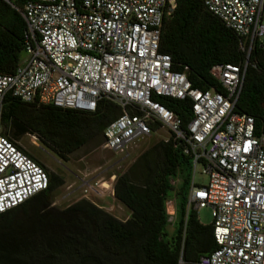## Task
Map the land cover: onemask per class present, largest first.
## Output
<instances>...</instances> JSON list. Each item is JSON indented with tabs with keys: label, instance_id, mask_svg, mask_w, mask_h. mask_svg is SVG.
I'll return each instance as SVG.
<instances>
[{
	"label": "built area",
	"instance_id": "built-area-1",
	"mask_svg": "<svg viewBox=\"0 0 264 264\" xmlns=\"http://www.w3.org/2000/svg\"><path fill=\"white\" fill-rule=\"evenodd\" d=\"M204 9L240 40L237 65L211 67L221 87L192 88L184 72L172 69L159 52L162 23L176 0H1L24 23L23 60L0 75V214L44 192L43 166L2 135L7 98L84 113L100 103L119 114L102 130L101 150L126 155L155 131H167L190 160L201 167L205 185L190 177L185 214L207 208L214 249L195 264H263L264 134H254L253 118L235 113L248 54L264 37V0H200ZM188 100L189 120L155 99ZM176 190L179 179L170 178ZM170 203L176 215L174 198Z\"/></svg>",
	"mask_w": 264,
	"mask_h": 264
},
{
	"label": "trees",
	"instance_id": "trees-1",
	"mask_svg": "<svg viewBox=\"0 0 264 264\" xmlns=\"http://www.w3.org/2000/svg\"><path fill=\"white\" fill-rule=\"evenodd\" d=\"M24 31L19 15L0 0V75L12 74L17 66ZM239 42L200 0H176L162 23L159 52L169 56L174 71L186 74L192 88L221 92L209 71L215 65L239 64L244 58ZM155 100L183 124L189 120L188 100ZM234 112L252 117L254 134H264V43L251 46ZM116 113L108 103L84 113L7 98L2 135L15 143L24 134H36L63 157L91 137H101ZM43 168L46 190L0 214V264H195L214 249L210 225H200L194 210L185 214L190 160L171 137L152 144L115 177L113 199L129 212L123 222L85 200L53 208L49 195L62 180ZM174 177L179 184L172 195L168 181ZM170 198L176 200V220L168 236L164 204Z\"/></svg>",
	"mask_w": 264,
	"mask_h": 264
},
{
	"label": "rangeland",
	"instance_id": "rangeland-1",
	"mask_svg": "<svg viewBox=\"0 0 264 264\" xmlns=\"http://www.w3.org/2000/svg\"><path fill=\"white\" fill-rule=\"evenodd\" d=\"M262 21L264 23V5ZM260 41L264 43V37ZM23 58L20 54V61ZM116 116L117 113L114 118ZM169 137L164 129L155 130L149 137L131 146L126 155H114L101 150L100 134L91 137L78 149L63 157H60L56 148L47 145L43 138L30 132L19 137L15 144L34 159L48 165L49 168L46 170L62 180V184L49 195V202L53 208L62 210L75 202L85 200L123 222L128 219L129 212L118 202L112 200L111 182L117 175L122 174L145 149L157 141H166ZM191 176L196 185H205L207 182L206 176L201 174L200 166L195 167L193 174L190 169L189 178ZM169 207H172L170 203L166 206V210ZM174 207H176V200H174ZM196 216L200 225L211 224L207 208L196 210ZM173 220H176V215L173 216ZM173 223H168L166 226L168 236L174 229Z\"/></svg>",
	"mask_w": 264,
	"mask_h": 264
},
{
	"label": "bare ground",
	"instance_id": "bare-ground-1",
	"mask_svg": "<svg viewBox=\"0 0 264 264\" xmlns=\"http://www.w3.org/2000/svg\"><path fill=\"white\" fill-rule=\"evenodd\" d=\"M167 205H168V204H166V206H167ZM172 212H173L172 207L167 208V213H168V215L172 214Z\"/></svg>",
	"mask_w": 264,
	"mask_h": 264
},
{
	"label": "crops",
	"instance_id": "crops-1",
	"mask_svg": "<svg viewBox=\"0 0 264 264\" xmlns=\"http://www.w3.org/2000/svg\"><path fill=\"white\" fill-rule=\"evenodd\" d=\"M112 184H111V186H110V195H111V198H112V200L114 201V199H113V196H112V185H113V181L111 182Z\"/></svg>",
	"mask_w": 264,
	"mask_h": 264
},
{
	"label": "flooded vegetation",
	"instance_id": "flooded-vegetation-1",
	"mask_svg": "<svg viewBox=\"0 0 264 264\" xmlns=\"http://www.w3.org/2000/svg\"><path fill=\"white\" fill-rule=\"evenodd\" d=\"M38 161V160H37ZM41 165H43L46 169H48L49 168V166L48 165H45V163H43V162H41V161H38Z\"/></svg>",
	"mask_w": 264,
	"mask_h": 264
},
{
	"label": "water",
	"instance_id": "water-1",
	"mask_svg": "<svg viewBox=\"0 0 264 264\" xmlns=\"http://www.w3.org/2000/svg\"><path fill=\"white\" fill-rule=\"evenodd\" d=\"M263 264H264V260H263Z\"/></svg>",
	"mask_w": 264,
	"mask_h": 264
}]
</instances>
